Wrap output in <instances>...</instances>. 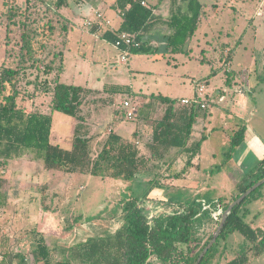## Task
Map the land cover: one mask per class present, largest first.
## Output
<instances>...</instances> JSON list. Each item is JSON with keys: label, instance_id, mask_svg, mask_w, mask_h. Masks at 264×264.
Here are the masks:
<instances>
[{"label": "rangeland", "instance_id": "1", "mask_svg": "<svg viewBox=\"0 0 264 264\" xmlns=\"http://www.w3.org/2000/svg\"><path fill=\"white\" fill-rule=\"evenodd\" d=\"M31 1L36 11L32 12L29 24L39 30L38 36L32 38V50L34 57L42 61L37 67L27 68L20 80L30 92L35 91V86L27 82H37L38 92L41 87L47 89L52 86L55 73L47 71L46 64H50V61L55 59L54 54L61 48L65 21L56 11L55 0H44L42 4L37 0ZM113 1L102 0V3L112 7ZM201 1L208 4L205 9L206 16L190 42V49L180 53H170L161 47L147 53L130 51L128 61L124 63L119 62L121 51L111 41L90 31L92 26H95V32H98L99 28L96 25L86 24V20L93 17L96 12L93 11L97 7L87 5L90 6L89 10L84 7V12L80 16L75 15L64 49L60 80L85 86L82 101L84 103L80 106L79 118L54 111L51 136L54 143L69 148L71 146L69 137L72 138L79 133L76 132L75 127H71L77 123L78 131L98 134L99 138L94 141L97 144L96 141L105 138L110 125L122 124L130 128V131L138 123L136 120L115 117L117 106L123 97L129 96L135 103L132 94L128 95L127 90L147 94L161 93L163 96L176 98V107H184L189 104L182 103V97L193 98L196 86L200 82L207 81L210 85L209 89L207 88L209 107L208 110L202 109L201 112L207 128L204 136L199 132L196 134L198 138L196 143H200L198 162L201 168L198 169L196 166L190 168L184 177H167L148 182L145 189L139 188L141 175L127 180L53 171L47 180H43L44 169L41 164L44 163L41 160H33L30 165L21 163L20 168L14 165V185L22 187V189L18 188L22 197L20 215H15L8 209L4 210L3 206L0 207V264H2L1 256L5 254L8 256L6 261L10 264L34 263L32 254L34 246L30 241L27 242L26 235L35 226L37 229L41 205L42 207L44 205L45 211H49L45 224L48 231L46 238L49 244L56 248V259L67 258L71 246L84 242L89 237H106L115 234L125 224L121 208L123 202L135 193L144 194L149 188L151 191L145 204L150 210L153 209L151 212L168 213L173 210V203L199 201L203 210L198 217L195 233L202 240H206L208 235L216 230L215 219L222 212V208L214 210L217 199L231 197L237 191V185L248 178L249 174H255L253 176L255 178L258 175V165L264 158V145L260 144V141L264 143V129L256 127L259 119L262 118L256 117L251 122L243 121L240 125H234L228 120L238 111L235 101L241 96L238 91L240 87L261 82L256 75L264 74V67L251 64L254 57H262L260 52L264 46V0ZM9 5L19 6L17 9L19 17L20 12L24 11L26 0H0V67L4 64L17 66L21 52L19 20L23 17H17L19 22L16 24L12 22L7 28L6 11ZM259 10L262 12L259 13ZM43 14H46V17L50 15L49 23L39 20ZM163 31L166 32V28H161L159 33L162 41L165 37ZM239 40L249 45L246 52ZM253 43L256 44L259 52L254 55L250 48ZM227 45L232 51L228 62L226 58L229 52H223ZM55 63H58V60ZM260 85L264 86V83L261 82ZM43 93L38 92L40 95ZM45 94L44 96H48V93ZM246 96L252 99L250 93ZM200 97L205 101L207 99L206 93ZM30 99L27 97L20 101L27 102ZM50 99V96L48 99L46 97L43 102L47 100L50 102ZM24 104L27 107V103ZM167 106L168 102L158 100L152 107L151 118L162 117ZM49 109L50 107L47 110ZM120 116H123L121 111ZM123 121L125 124L122 123ZM260 123L264 126V122L260 121ZM244 125L249 127L248 137L236 146L231 157H228L232 135L235 130L245 128ZM254 126L259 133L258 138L250 128ZM233 128L238 129L233 131ZM120 132L124 136H132L126 134L127 132ZM140 147L144 151L142 144ZM97 149L98 145L95 146L94 153ZM185 159V156H178L171 167L167 169L160 167V173L173 174L182 170ZM4 169V163L0 160V175L3 174ZM46 181H49L46 192L49 191L50 195L41 203L40 198L35 197L38 195L35 188L38 182ZM142 185L144 186L143 183ZM4 190L7 191L6 183ZM259 194V198L246 204L249 213L245 220L253 227L264 229V186ZM78 215L81 218L76 225L64 230L68 220L73 222ZM248 245L249 241L239 232L220 237L207 254L203 264H223L237 253L246 250ZM249 264H264V254L250 252Z\"/></svg>", "mask_w": 264, "mask_h": 264}, {"label": "trees", "instance_id": "2", "mask_svg": "<svg viewBox=\"0 0 264 264\" xmlns=\"http://www.w3.org/2000/svg\"><path fill=\"white\" fill-rule=\"evenodd\" d=\"M35 1V0H33ZM41 4L44 0H37ZM142 0H114L112 7L121 16V24L118 30H105L102 36L111 42L116 40L118 33L126 31L132 34L138 46H133L130 51L134 53L150 52L144 40L151 30L158 25H165L168 29L166 47L170 53H180L185 50L187 41L191 39L206 15V3L200 0H170V12L166 18L154 13V5L147 2L142 5ZM102 0H55L56 11L63 17L65 34L61 38V48L54 54L50 64H46L47 71L55 73L52 86L44 89L41 87L39 93L52 95L51 110L79 118L80 106L83 101L85 87L81 85L65 83L60 80L63 70V54L68 40V32L72 25L71 20L62 13V9L71 4H89L99 7ZM44 5V4H43ZM17 9L19 6H7V28L10 23L16 24L20 21L21 42L20 55L17 66L4 64L0 67V159L7 162L11 159L21 157L27 151L34 154L37 160H43L45 168L51 171H63L67 173L91 174L101 177H114L131 180L137 178L141 173H149L154 177L149 182L161 180L160 163H163L166 155L175 149L176 155L185 156V165L182 170L164 177H182L187 168L193 165V159L200 152V143L190 144L194 120L200 115L203 102L191 103L188 106L176 107V98H169L162 94L132 93L127 94L135 99L137 112L132 119L147 121L143 126L141 135L138 137L136 130L130 138L123 137L117 132L107 133L105 138L97 142V136L78 131L72 137L71 146L64 148L51 139L53 127V115L43 113L35 109H26L18 104L25 98L35 99L38 92L37 82H27L35 86V91L26 90L21 76L29 68L37 67L42 60L33 55L32 38L38 36L39 30L33 28L30 16L36 11L31 0H26L24 11H21L17 20ZM18 17V18H19ZM43 23L50 22V15L43 14L39 20ZM51 27V25H50ZM95 32V26L90 29ZM232 52L226 58H231ZM58 60V63H55ZM28 68V69H27ZM52 73V75H53ZM21 79V80H20ZM264 83V76L260 78ZM27 84V87H28ZM125 92V89H123ZM129 98V96H125ZM130 99V98H129ZM158 100L168 102L165 114L159 118H151L152 107ZM124 115L123 102L117 106V113ZM245 138V128L235 131L231 139L232 151L240 145ZM146 143L148 151L141 150V143ZM98 145L96 153L95 146ZM97 148V147H96ZM172 160V161H173ZM167 161L166 164H172ZM255 178V174H249L248 178L237 185V191L231 197H219L216 201L217 211L222 208L224 212L228 206L242 195L256 182L264 178V158L261 159ZM161 176V177H159ZM262 184L250 193L240 204L233 207L231 214L225 222L224 228L218 236L220 237L239 232L248 241L246 250L237 253L232 259L223 264H249L250 252L264 254V229L253 227L245 218L249 213L246 206L248 202L260 197ZM3 183L0 177V204L5 203L6 197L3 193ZM48 185L44 186V190ZM147 192L135 193L127 198L121 208L125 218V224L115 234L106 237H89L84 242L74 244L70 248L67 258L56 259V248L52 247L46 236L37 229L30 231V242L34 246L32 254L33 264H195L200 253L212 239L213 232L206 240H202L195 233L198 217L202 212L199 201L189 203H173L171 212L151 213L145 201L148 199ZM45 202V201H43ZM206 211V210H204ZM214 211V212H215ZM220 216L215 219V228L220 223ZM81 218L76 216L73 222L64 226V230L73 228ZM69 219V218H68ZM215 242V243H216ZM215 243L204 255L200 264H203L207 254L213 249ZM7 254L1 260L7 263Z\"/></svg>", "mask_w": 264, "mask_h": 264}, {"label": "crops", "instance_id": "3", "mask_svg": "<svg viewBox=\"0 0 264 264\" xmlns=\"http://www.w3.org/2000/svg\"><path fill=\"white\" fill-rule=\"evenodd\" d=\"M152 3L154 5V8H153L154 13H156L157 15L162 16L163 18H166L169 15V12H170V0H153ZM87 5H89V4H79V5H77V4H71L68 8L62 9V13L65 16H67L71 20V22L73 23L74 22L73 17L75 15L76 16L77 15L80 16L82 14V12H84V9H85L84 7H87V10H89V7L90 6L88 7ZM97 10L98 11H102L105 14V16L111 20V24L110 25H104L102 29H99L100 32L98 31V32H93V33H95V34L98 33L102 38H104L102 36V33L105 30H107V29L108 30H115V31L118 30V28L120 27L122 18L119 15V13H118V11L116 9H114L111 6H109V4H106V3L103 2V3H101V5L98 8H96L93 11V13L95 11H97ZM260 12H262V10H259V13ZM93 13L91 12V14H93ZM201 23H202V21H201ZM201 23H200V25H201ZM161 28H166V30H167L166 32L163 31L164 32V35H165L163 41L160 39L161 36L159 35V33L161 32ZM168 32L169 31H168V29H167V27L165 25H158V26H156L153 30H151L144 37V40L146 41V43L148 45L147 48H150L151 51H156L158 48L161 47V49H166L168 51V49L166 47V37L168 35ZM195 35H196V33H195ZM193 37L187 41V44L185 46V49L186 50L187 49H190V42L193 39ZM104 39H106V38H104ZM106 40H108V39H106ZM238 42L244 48L245 52L249 49V45H247V44L245 45L244 42H243V40L242 41L239 40ZM250 48H252V54L253 55L259 53L257 51L258 49H256V44L255 43H253L252 45H250ZM223 52H227V53L229 52V53H231L232 51L230 50V47L227 45L224 48V51ZM260 54H261L262 57H260V56L254 57V61L251 62L252 66L264 67V46H262V51L260 52ZM118 60H119V62L124 63V62L121 61L120 57L118 58ZM256 76H257V79L260 80V78L262 76H264V74L263 75L257 74ZM203 83H205L206 86H207V88L209 89V86H210L209 85V82L206 81V82H203ZM260 83L261 82H259V83L258 82H255L254 85H252V84L250 86L249 85H243V87H240L241 89L238 90L241 93V96L239 98L240 100L237 99L235 101V105L237 106L236 109L238 111H236L234 115H231V117H229L228 120H230L231 123H233L234 125H240V122H243V121L251 122L256 117H258V118L261 117L262 120L259 119L258 123L256 124V127L257 128L259 127V128L264 129V126L262 125V123H260V121L261 122H264V86H261ZM71 84H73V83H71ZM197 86H196V88H197ZM83 87H85V86H83ZM196 88H195V90H196ZM208 89H206V91H205V93L207 95L206 101H205V99H201V102L206 103V108H204L205 110H208V107H209V105L207 104V101L209 99V95H208V91L209 90ZM226 90L228 91V89H226ZM226 90H225V92H226ZM131 92L134 93L136 91H132L131 90ZM141 93H144V92H141ZM248 93L251 94L252 99H250V98H248L246 96V94H248ZM157 94H161V93H157ZM44 95H46V94L45 93H43L41 95L40 94H37L34 100L33 99H30L27 102H25V101L21 102L19 100L18 101V104L20 106L22 105V107L23 108H26V109H30V110L31 109H35V110H39V111H41L43 113H48V114L51 113L53 115V112L51 110L52 95L51 94H48V96H44ZM195 95H196V91H195ZM49 96L51 98L50 99V102L48 100L46 102H43V101L46 100V97L48 99ZM182 98H187V97H182ZM124 99H127V97H123V99H122V101L120 103H122ZM21 103H23V104H21ZM24 103H27V107H26V104H24ZM48 107H50L49 110H47ZM118 116H119V119L120 118L122 119V117H123V116H120V113H116V116L115 117H118ZM122 123L125 124L124 121ZM146 123H147V121H142V120L141 121H138V123H136V125H134V127H132V129L130 131H129L130 128L125 127L122 124H120V125H114V126L110 125L107 128V132L109 133L111 131H114V132H117L118 134L122 135L123 137L130 138L128 136H124L120 131L127 132L126 134L133 135V133L137 130L138 133H139L138 134V137H140L142 128H143V126L146 125ZM76 125H77V123L73 124V126H71V127L72 128L75 127V130H76V127H77ZM117 126H118V128H117ZM244 126H245V129H246V132H245V138H244L243 142L245 141V139H247L248 134H249V127H248V125H244ZM256 127L255 126L254 127H250V128H252L254 130L253 134L255 135V137H257V135H259V133L256 131ZM206 128H207L206 120H205V118L201 117V113H200V115L197 116L196 119L194 120V124H193V127H192L191 138H190V144L196 143L198 141V138H196V134H198V132L201 133L202 136H204ZM235 129H238V128H233V131ZM52 130H53V127H52ZM85 133H87L90 136H92V135L95 136L96 135L97 138H99V136H98V134L96 132L95 133L94 132L93 133H89V132L85 131ZM69 140L72 141V138L69 137ZM141 144H142V147L144 148V151L143 152L145 153L146 151H148L147 146H146V143H143L142 142ZM260 144H263L264 145V143H262L261 141H260ZM173 149H171V151L166 155L163 163H160V167H164V169L165 168L167 169L168 167H171V164H166V162L167 161H170V160H168L169 158H171L173 160V158L175 157V155H176V152L175 151L176 150L175 149L173 150ZM171 153H172V156H170ZM199 156L197 155L193 159V165L187 168L185 174L182 177H184L186 175V173L188 172V170L190 168L194 167V166H196L198 169L201 168V164L198 162ZM33 160L38 161L37 159L34 158V154L31 151H27L21 157L11 159V160H9L7 162H4L3 161L4 168L5 169L3 170V174L0 175V177L2 178V183H3L2 189H3L4 196L6 197V201H5V203L0 204V207L3 206V209L4 210H7L8 209L9 211H13V213L15 215H18V216L20 215L19 214V208H20V201H21V198H22L21 197V194H20L21 190H19L18 188L22 189V187H20L19 185H14V182H13V180L15 178L14 165H18V167L20 168L21 163H25V164H29L30 165V164H32ZM41 161L43 162V160H41ZM41 165H42V167L44 169L43 180H47L50 177V175L53 173V171L47 170L45 168V165H43V164H41ZM140 175H141V185L139 186V188H145L146 189L148 182L154 176L151 175V174H149V173H147V172L141 173ZM140 175H138V177ZM168 175H169L168 173H165V174H163L161 176H163V178L165 179L167 177H164V176H168ZM5 183L7 184V191L4 190V184ZM41 183L38 182V185L35 188V191L38 194L35 197L36 198H40L41 203H42L43 200L45 201L46 198H48L47 196L50 195V193H49V191L46 192V190H44V185L45 184H48L49 181H46V182H44L42 184ZM142 183L144 184V186L142 185ZM38 186H39L40 189L38 188ZM24 189H27V188H24ZM43 207H44V205H43ZM43 207L41 205V208H40V219L38 221L39 223L37 224V230L39 232L43 233L46 236V235H48L47 234L48 231L45 228V224H46V220H48V216L47 215H48L49 211L48 212L45 211V209H43ZM10 208L12 210H10ZM152 210L153 209H151L150 212ZM151 213H158V212H151ZM13 229H14V227H13ZM34 229H36V226L34 227ZM29 236H30V232L26 235L27 242L30 241V239H29L30 237ZM47 242H48V240H47ZM3 258H4V256H1V260Z\"/></svg>", "mask_w": 264, "mask_h": 264}, {"label": "built area", "instance_id": "4", "mask_svg": "<svg viewBox=\"0 0 264 264\" xmlns=\"http://www.w3.org/2000/svg\"><path fill=\"white\" fill-rule=\"evenodd\" d=\"M142 5H147L146 0L141 1ZM87 25H96L99 29H102L104 25H110L111 20L105 16L102 11H96L90 19L86 20ZM114 46L121 51L120 59L122 62L128 61L130 49L133 46H138L139 42L136 41L135 37L126 32L122 31L118 33L116 40L113 42ZM207 86L205 83H199L196 88V95L193 98H182L181 101L184 104L197 103L201 101V95L205 93ZM202 108H206V103L201 104ZM124 115L127 119H132L137 112V105L129 98L123 100ZM215 213V212H214ZM223 212L220 214L222 215ZM219 214V215H220ZM221 218V216H220Z\"/></svg>", "mask_w": 264, "mask_h": 264}, {"label": "water", "instance_id": "5", "mask_svg": "<svg viewBox=\"0 0 264 264\" xmlns=\"http://www.w3.org/2000/svg\"><path fill=\"white\" fill-rule=\"evenodd\" d=\"M264 184V178L261 179L260 181L256 182L253 186H251L249 189H247L242 195H240L236 200H234L228 208L222 213L221 218H220V223L216 230L213 233L212 239L208 243V245L203 249V251L200 253L197 261L195 264H200L202 261L204 255L207 253V251L212 247V245L216 242L218 236L220 235L222 229L224 228L225 222L228 219L229 215L232 212V209L234 206L237 204H240L250 193H252L256 188Z\"/></svg>", "mask_w": 264, "mask_h": 264}]
</instances>
